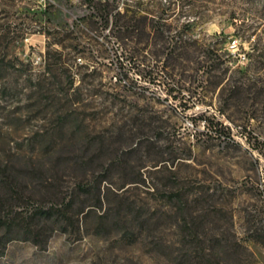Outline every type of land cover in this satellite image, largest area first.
I'll return each instance as SVG.
<instances>
[{
    "label": "rangeland",
    "instance_id": "374dc122",
    "mask_svg": "<svg viewBox=\"0 0 264 264\" xmlns=\"http://www.w3.org/2000/svg\"><path fill=\"white\" fill-rule=\"evenodd\" d=\"M109 1L105 24L96 0H0V264H264V0H198L187 27ZM126 8L175 38L115 37Z\"/></svg>",
    "mask_w": 264,
    "mask_h": 264
},
{
    "label": "trees",
    "instance_id": "16d2710c",
    "mask_svg": "<svg viewBox=\"0 0 264 264\" xmlns=\"http://www.w3.org/2000/svg\"><path fill=\"white\" fill-rule=\"evenodd\" d=\"M99 5V12H97V16L100 17L105 21V24L109 21V15L112 14V4L109 0L99 1L96 0ZM196 1L198 0H165L167 3L166 9L173 13L175 9H179L180 13H182L185 17L184 25L189 26L192 23H197L200 20V14L201 11H198V5L196 4ZM162 2H157V7H160L162 10ZM126 11L130 12V15H127V13L124 14H115L114 15V26H116V30L114 31V36L117 38L123 37L124 34L128 33L131 34L135 32L137 28L140 33L143 34L145 38H148L151 34L152 37L155 39H158L161 42V45L165 46V43H168L169 41L173 40L176 36L177 32L172 33L173 30H175L171 24L165 23L164 19L165 16H163L162 11L160 12L159 16H156L153 10L143 9L145 12V15L136 18V12L132 8H126ZM157 18L154 21V18ZM195 17L198 18V20L195 21ZM117 19V20H116ZM142 20V25L137 23V20ZM115 20L118 22H115ZM148 28V31L146 29ZM177 41H180L183 43L181 46L185 47L186 45L190 44L189 37L186 39H183L182 35H177ZM173 59L178 60L177 57L174 56H168L166 59ZM154 60V67H151L149 70L146 71H140L142 78L146 80L147 82H158L161 83L164 86V89L168 93H172L174 90L178 88V83L181 81V79L177 78L178 75H180L179 72L173 71L167 68L164 65V62H161L160 64H157L156 58ZM180 62V61H179ZM79 188L82 190L85 189V185H79ZM71 207V203L68 207L59 209L56 206L51 207H41L37 209V214L39 218L43 220H54L58 223L63 221V218L60 216L61 212H67ZM84 210L83 208L79 211V213H82ZM60 214V215H59ZM85 213H83L84 215ZM8 225L13 226L14 222L9 219L0 218V226ZM64 231L66 229V226L61 227ZM10 236L6 234V237L4 238L2 245L4 246L5 243L10 240Z\"/></svg>",
    "mask_w": 264,
    "mask_h": 264
},
{
    "label": "built area",
    "instance_id": "2783aa9c",
    "mask_svg": "<svg viewBox=\"0 0 264 264\" xmlns=\"http://www.w3.org/2000/svg\"><path fill=\"white\" fill-rule=\"evenodd\" d=\"M99 1H104V0H99Z\"/></svg>",
    "mask_w": 264,
    "mask_h": 264
}]
</instances>
